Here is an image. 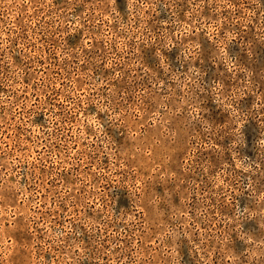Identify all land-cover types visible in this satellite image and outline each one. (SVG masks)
Here are the masks:
<instances>
[{
	"label": "rangeland",
	"instance_id": "1",
	"mask_svg": "<svg viewBox=\"0 0 264 264\" xmlns=\"http://www.w3.org/2000/svg\"><path fill=\"white\" fill-rule=\"evenodd\" d=\"M0 264H264V0H0Z\"/></svg>",
	"mask_w": 264,
	"mask_h": 264
}]
</instances>
